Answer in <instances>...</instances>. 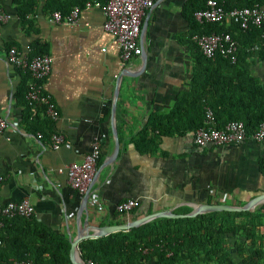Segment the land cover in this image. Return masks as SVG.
Returning <instances> with one entry per match:
<instances>
[{
  "label": "crops",
  "instance_id": "1",
  "mask_svg": "<svg viewBox=\"0 0 264 264\" xmlns=\"http://www.w3.org/2000/svg\"><path fill=\"white\" fill-rule=\"evenodd\" d=\"M188 1L154 0L142 18L146 25L139 41L144 57L123 61L113 36L103 29L101 4L82 8L77 22L66 24L50 22L41 0L32 22L25 26L13 0H0V8L9 14L0 23V114L8 123L0 132L4 178L0 204L28 199L35 218L69 241L79 231L91 229L81 228L86 223L123 224L157 211L175 213L184 206L222 204L223 199L231 200L230 205L244 204L264 192V139L200 147L194 143L193 131L155 130L149 132L157 139L153 152L143 153L135 146L149 118L168 112L189 88L193 40ZM36 41L47 46L45 54L51 58L44 89L58 112L55 120L40 113L52 121L48 137H38L21 125L24 106L16 92L30 76L6 59L10 46L29 57ZM250 69L264 83V61L254 59ZM116 88L114 126L120 149L112 159L111 109ZM54 133L63 136L57 149L51 147ZM98 140L101 156L92 193L101 210L88 203V214L76 219L82 195L70 186L66 167L80 162ZM126 199L134 200L135 207L118 212L117 204Z\"/></svg>",
  "mask_w": 264,
  "mask_h": 264
},
{
  "label": "trees",
  "instance_id": "2",
  "mask_svg": "<svg viewBox=\"0 0 264 264\" xmlns=\"http://www.w3.org/2000/svg\"><path fill=\"white\" fill-rule=\"evenodd\" d=\"M95 1L104 5L108 0H44L42 12L49 15L59 11L66 15L75 6L82 9L87 2ZM13 3L21 23L28 26L41 0ZM223 4L227 9L264 6V0H224ZM204 7L205 0L188 1L190 37L194 33H229L238 43L236 60L231 62L218 54L207 58L192 41L189 88L178 95L168 112L149 118L135 140L140 152L157 148L156 137L149 136L151 131H194L201 124L205 106L213 110L217 127L229 120H242L247 133H253L264 121V83L250 69L254 59L264 61V26L242 30L232 22L199 23L193 14ZM46 49L45 44L33 42L29 57L45 54ZM27 85L23 82L16 92L17 100L24 106L20 123L27 132L48 137L52 121L40 115L42 108L32 111L27 105ZM261 171L264 175L263 162ZM190 211V207L184 206L175 213ZM69 249L70 242L64 236L34 215L2 219L0 264H72ZM79 251L84 261L97 264H264V203L253 210L154 218L128 230L84 239L79 243Z\"/></svg>",
  "mask_w": 264,
  "mask_h": 264
},
{
  "label": "built area",
  "instance_id": "3",
  "mask_svg": "<svg viewBox=\"0 0 264 264\" xmlns=\"http://www.w3.org/2000/svg\"><path fill=\"white\" fill-rule=\"evenodd\" d=\"M224 0H205V7L196 10L193 14L195 20L202 22H232L242 30L251 27L264 26V6L254 5L252 7L225 8ZM154 0H108L103 5L104 23L103 29L110 33L117 44L123 61H129L141 54L142 48L139 36L142 26V18L145 12L153 6ZM91 5L99 6L100 3L87 2L84 7ZM81 8L75 6L71 11L62 15L54 11L48 15L49 21L53 23L75 24L79 18ZM9 14L0 8V23H4ZM193 42L207 58H213L216 54L221 55L231 62L236 60L238 49L237 41L229 33H211L192 35ZM7 61L14 67L24 69L30 76L27 85L25 100L31 108L41 107L43 113L55 120L58 112L51 96L45 91L44 82L51 71V58L47 54L28 57L10 46L6 53ZM7 120L0 114V132L7 126ZM41 137V133L37 132ZM253 139L260 142L264 139V121H262L253 133H247L242 120H229L222 127L215 124L213 110L205 106L201 124L193 131L194 143L200 147L207 145L220 146ZM63 142V136L54 133L51 135V147L59 148ZM101 156V142L95 141L90 151L80 162H73L66 167V175L70 186L79 194L83 195L93 183L97 163ZM4 178L0 175V185ZM89 204L97 210L101 205L93 193L88 199ZM135 201L126 199L120 201L116 209L120 213L131 211L135 207ZM15 215L32 216L34 208L28 199L9 201L0 204V226L2 219ZM87 264H97L92 261Z\"/></svg>",
  "mask_w": 264,
  "mask_h": 264
},
{
  "label": "water",
  "instance_id": "4",
  "mask_svg": "<svg viewBox=\"0 0 264 264\" xmlns=\"http://www.w3.org/2000/svg\"><path fill=\"white\" fill-rule=\"evenodd\" d=\"M146 25V21H144L142 25V31H144ZM141 31V33H142ZM141 56L144 57L143 50L141 52ZM128 76H132V74L126 73ZM118 98V90L114 91V102L112 104L111 114H112V132H113V139L115 141V153L112 157L115 158L116 155L119 153L120 144L118 140V136L115 130L114 126V116L116 111V101ZM92 193V184L89 187V189L81 196L80 205L76 214V219H79V215L81 214H88V199L90 197V194ZM264 202V192L259 193L257 195H254L251 197L248 201H246L242 205H229V204H220V203H200L197 206L192 207L191 211L185 214L181 213H174L170 210L165 211H157L142 217H139L137 219H134L132 221H129L127 223L123 224H113V225H102V226H90L88 223L83 225L81 228L85 229V227H91V229L84 231V232H78V235L74 237L73 239H70V249H69V258L72 264H87L86 261H84L80 256L79 251V243L88 238H97L100 236H104L110 233H114L121 230H128L133 227H137L143 223H146L154 218L158 217H169V218H181V217H194L199 214L207 213V212H214V211H244V210H253L256 206L260 205ZM78 225V224H77ZM91 231V232H89Z\"/></svg>",
  "mask_w": 264,
  "mask_h": 264
},
{
  "label": "rangeland",
  "instance_id": "5",
  "mask_svg": "<svg viewBox=\"0 0 264 264\" xmlns=\"http://www.w3.org/2000/svg\"><path fill=\"white\" fill-rule=\"evenodd\" d=\"M222 201H223V203H225V204H229V205H230V203H231V200H229V199H223Z\"/></svg>",
  "mask_w": 264,
  "mask_h": 264
}]
</instances>
